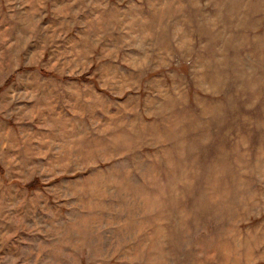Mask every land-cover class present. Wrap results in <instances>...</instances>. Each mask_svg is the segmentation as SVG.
I'll list each match as a JSON object with an SVG mask.
<instances>
[{"label": "rangeland", "instance_id": "1", "mask_svg": "<svg viewBox=\"0 0 264 264\" xmlns=\"http://www.w3.org/2000/svg\"><path fill=\"white\" fill-rule=\"evenodd\" d=\"M0 264H264V0H0Z\"/></svg>", "mask_w": 264, "mask_h": 264}]
</instances>
